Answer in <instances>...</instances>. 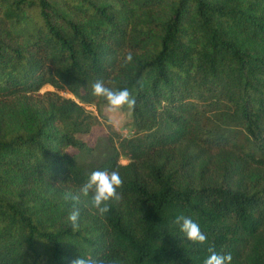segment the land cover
Instances as JSON below:
<instances>
[{"label":"trees","instance_id":"1","mask_svg":"<svg viewBox=\"0 0 264 264\" xmlns=\"http://www.w3.org/2000/svg\"><path fill=\"white\" fill-rule=\"evenodd\" d=\"M96 80L131 92L132 136L84 138ZM105 169L121 200L82 204L73 232L65 193ZM208 246L264 264V0H0V264H204Z\"/></svg>","mask_w":264,"mask_h":264},{"label":"clouds","instance_id":"2","mask_svg":"<svg viewBox=\"0 0 264 264\" xmlns=\"http://www.w3.org/2000/svg\"><path fill=\"white\" fill-rule=\"evenodd\" d=\"M132 61V54L128 53L124 63ZM92 95L101 98L109 113L119 112L125 108L132 109L135 99L128 88L113 89L105 86L104 81L96 80L92 84ZM123 186V179L118 169L111 171L94 170L87 180L80 185L75 192H67L64 195L65 201L70 202V209L66 216V222L73 232H78L81 227L82 204H90L96 213L103 217L110 211L112 202H119L122 194L119 191ZM174 224L183 233L184 238L191 245L204 246L208 244L207 235L201 230L200 225L192 218L178 215ZM209 256L204 260V264H231L232 256L228 254H218L212 246H208ZM71 264H119L110 256L104 254H79L71 261Z\"/></svg>","mask_w":264,"mask_h":264},{"label":"rangeland","instance_id":"3","mask_svg":"<svg viewBox=\"0 0 264 264\" xmlns=\"http://www.w3.org/2000/svg\"><path fill=\"white\" fill-rule=\"evenodd\" d=\"M52 90L53 88L51 86L44 85L41 87L39 92L43 93L45 91ZM59 93L63 97L74 98L73 95L67 91H60ZM81 104L97 120V123L91 128L90 133L84 137L89 143L93 144L99 137L105 136L108 132V125L111 126L112 129L119 133L122 137H130L134 134V130L131 125L130 109L125 108L119 112L109 113L107 111L106 104ZM120 162L126 163L127 159L125 157H121Z\"/></svg>","mask_w":264,"mask_h":264}]
</instances>
